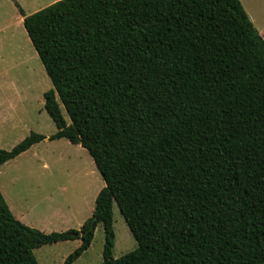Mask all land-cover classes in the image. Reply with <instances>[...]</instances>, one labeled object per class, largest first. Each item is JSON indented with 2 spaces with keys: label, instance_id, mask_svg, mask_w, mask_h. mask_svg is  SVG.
I'll use <instances>...</instances> for the list:
<instances>
[{
  "label": "trees",
  "instance_id": "16d2710c",
  "mask_svg": "<svg viewBox=\"0 0 264 264\" xmlns=\"http://www.w3.org/2000/svg\"><path fill=\"white\" fill-rule=\"evenodd\" d=\"M19 13L52 85L48 140L84 148L104 186L79 230L50 234L0 192V264H38L34 249L80 240L71 264L98 223L101 264H264V38L240 1L59 0ZM44 139L0 150V165ZM113 203L137 244L118 259Z\"/></svg>",
  "mask_w": 264,
  "mask_h": 264
},
{
  "label": "rangeland",
  "instance_id": "374dc122",
  "mask_svg": "<svg viewBox=\"0 0 264 264\" xmlns=\"http://www.w3.org/2000/svg\"><path fill=\"white\" fill-rule=\"evenodd\" d=\"M59 0H0V150L9 151L30 133L45 137L16 158L0 165V192L13 216L44 234L79 230L90 219L104 186L95 165L80 145L62 138L43 109V94L52 88L24 30L22 16ZM264 37V0H239ZM62 115L69 123L63 108ZM112 258L133 251V239L115 203ZM81 241L45 245L33 250L38 264H63ZM104 232L96 224L89 247L71 264H101Z\"/></svg>",
  "mask_w": 264,
  "mask_h": 264
},
{
  "label": "crops",
  "instance_id": "0c3cea01",
  "mask_svg": "<svg viewBox=\"0 0 264 264\" xmlns=\"http://www.w3.org/2000/svg\"><path fill=\"white\" fill-rule=\"evenodd\" d=\"M22 20H23V17H22ZM251 21V20H250ZM254 26V25H253ZM256 29V28H255ZM263 31H264V29H263ZM263 37V36H262ZM264 38V37H263ZM5 201V200H4ZM8 206V205H7ZM9 208V207H8ZM10 210V209H9ZM12 213V212H11ZM13 215V214H12ZM17 219V218H16ZM18 220V219H17ZM18 221H20V220H18ZM21 222V221H20Z\"/></svg>",
  "mask_w": 264,
  "mask_h": 264
},
{
  "label": "water",
  "instance_id": "95a60500",
  "mask_svg": "<svg viewBox=\"0 0 264 264\" xmlns=\"http://www.w3.org/2000/svg\"><path fill=\"white\" fill-rule=\"evenodd\" d=\"M94 222H95V220L92 221V223H94Z\"/></svg>",
  "mask_w": 264,
  "mask_h": 264
}]
</instances>
